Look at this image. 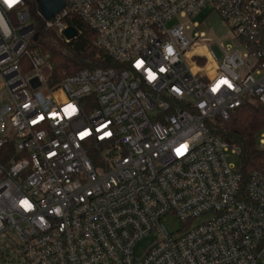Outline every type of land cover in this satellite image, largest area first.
<instances>
[{"label": "built area", "instance_id": "1", "mask_svg": "<svg viewBox=\"0 0 264 264\" xmlns=\"http://www.w3.org/2000/svg\"><path fill=\"white\" fill-rule=\"evenodd\" d=\"M65 1L42 27L80 22L105 57L50 87L27 0H0V264H264V173L208 126L264 106V0ZM207 8L231 43L166 26Z\"/></svg>", "mask_w": 264, "mask_h": 264}, {"label": "trees", "instance_id": "2", "mask_svg": "<svg viewBox=\"0 0 264 264\" xmlns=\"http://www.w3.org/2000/svg\"><path fill=\"white\" fill-rule=\"evenodd\" d=\"M38 28V38L30 45L31 49L41 50L47 54L52 67L48 80L50 87L58 85L65 77L85 67L103 65L105 57L95 45V32L80 22L82 32L71 42H64L53 30L42 27V19L38 15L36 0H27ZM47 37L55 39L59 46H49ZM210 129L231 145L241 148L238 167L246 177L253 171L264 173V149L258 147L257 135L264 129V106L245 103L232 111L227 119L220 116L208 121Z\"/></svg>", "mask_w": 264, "mask_h": 264}, {"label": "rangeland", "instance_id": "3", "mask_svg": "<svg viewBox=\"0 0 264 264\" xmlns=\"http://www.w3.org/2000/svg\"><path fill=\"white\" fill-rule=\"evenodd\" d=\"M28 9H30V5L27 3ZM37 7L33 6L32 9ZM38 10V9H37ZM31 15L32 10L30 9ZM34 20V18H33ZM199 22L200 26L198 28H194V23ZM177 24H184V25H190L191 29L186 30L184 29V34L188 36L189 38L194 37L195 32H204L206 36L213 37L217 40V42L223 43L224 45H227L231 43V39L228 37V27L226 26L225 22L221 18V16L213 11L210 12V9H204L201 13L194 17H188V18H182L180 16L174 17L172 20L168 21L166 23L167 28H172L173 26ZM49 46L55 47L59 46V43L56 42L55 39L49 38L46 42ZM214 51L220 55V52L217 48V46L213 47ZM6 105H9L11 108L13 106L11 98L5 94L3 99L0 98V111L3 107ZM11 114V111L4 114V123L7 124L9 120V116ZM228 161L230 163H234L236 165L239 164V156L238 155H230L228 156ZM201 220L196 221L195 224L200 223ZM164 224L166 228L173 233H176L178 230L182 228L181 221L175 217L174 215H169L164 219ZM155 240V235L147 236L146 238L140 240L137 243L136 253L137 255H140L151 243Z\"/></svg>", "mask_w": 264, "mask_h": 264}, {"label": "water", "instance_id": "4", "mask_svg": "<svg viewBox=\"0 0 264 264\" xmlns=\"http://www.w3.org/2000/svg\"><path fill=\"white\" fill-rule=\"evenodd\" d=\"M38 13L41 17L46 20H50L57 13H59L66 5L65 0H36ZM77 34V31L73 27H69L65 30V35L67 38H74ZM37 39V37L35 38ZM31 84L34 87L41 85L38 78H34L31 81Z\"/></svg>", "mask_w": 264, "mask_h": 264}, {"label": "snow or ice", "instance_id": "5", "mask_svg": "<svg viewBox=\"0 0 264 264\" xmlns=\"http://www.w3.org/2000/svg\"><path fill=\"white\" fill-rule=\"evenodd\" d=\"M4 2L9 6V7H12L14 4H16L18 2V0H4ZM139 66V63L138 65ZM224 83H227L226 81H224ZM25 205L27 206V202L25 201L24 202Z\"/></svg>", "mask_w": 264, "mask_h": 264}]
</instances>
